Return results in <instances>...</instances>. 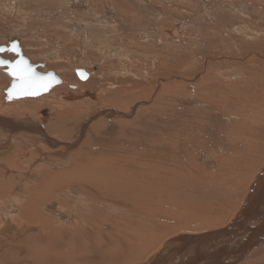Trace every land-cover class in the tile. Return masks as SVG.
Masks as SVG:
<instances>
[{"label": "rangeland", "instance_id": "374dc122", "mask_svg": "<svg viewBox=\"0 0 264 264\" xmlns=\"http://www.w3.org/2000/svg\"><path fill=\"white\" fill-rule=\"evenodd\" d=\"M9 36L20 40L22 52L32 64L44 65L38 67L39 72L51 70L62 81L45 95L6 102L4 91L11 79L0 69V126L6 120L11 124L15 122L18 128L31 123L38 124L50 139V144L34 142L33 136L23 135V131H20L21 134L16 133L11 144H8V154L3 142L0 143L4 151L3 158L13 159L20 153L17 155L19 158L9 165L0 163L8 170L6 178L10 179L2 183L11 187L9 195L0 197V209L4 205L10 206L9 202L13 200L16 203V199H24L23 194L13 195V187L27 183L23 179L29 174L51 171L53 175L65 174V179L62 176L61 181L49 182L52 184L49 188L54 191L39 201L38 207L46 219L55 218L60 225L75 229L77 238L86 243L89 242V224H92L89 222L95 220L104 225L93 223V230L101 228L100 231L104 233L131 222H138L141 228L142 224L150 223L162 228V224L149 216V212L152 214L155 211L149 207L151 203L154 205L155 201L162 198L168 201L163 219L172 224L167 236H158L157 244L151 249L179 235L197 238L206 231L207 226L216 230L239 215L240 206L250 193L248 186L256 182V175L264 163V155H261L264 148L253 150L257 152L254 157L256 161L238 156L231 180L226 181L227 184L216 182V174L222 175L219 163L221 160L226 163L225 152L217 146L212 136L202 134L208 124L193 125L189 122L199 123L195 121L193 110H202V106H199L196 98L204 96L206 92L213 94L219 80L234 82L245 75V78L248 77L246 83L264 84V0H0V45H8L6 41ZM2 57L14 59L10 53ZM248 60L251 64L246 62ZM76 69L84 70L88 78L81 81L75 74ZM244 84H236V90H241ZM233 95L234 105L238 107L241 104L236 103L237 95ZM234 96H231V101ZM262 104L264 94L258 102H252L250 111L254 109L256 112ZM154 106L157 108L156 113H162L157 115L161 119L156 122L155 114L152 119L146 115L152 123L156 122L153 127L149 125L146 128H152L153 133L164 131L170 135L174 132L168 141L166 136L159 143L164 141L161 142L164 146L171 141L172 150H169V145L166 147L167 151L174 152L173 158L181 155L185 163L190 162L188 167H184L187 173L184 171L179 175L175 185L163 184V189L159 185L160 194H156L155 190V195L151 196V184H157L155 178L149 179L151 184H143L146 179L138 183L139 178L127 179L122 175L128 183L122 182L118 176V182L113 184L108 172L97 165L100 162L96 164L95 161L72 168L82 179L72 180L69 167L79 164L81 157L77 151L82 147L89 148L91 132L99 131V135H102L104 130L109 131L113 127L115 133L119 124L130 123L141 111L150 113ZM69 109L76 113H67ZM42 110L47 112L45 121L40 113ZM190 110L192 113H189ZM165 111L168 112L166 117L163 114ZM60 112L71 124V135L66 140H61L55 131L45 130L47 120H55ZM251 114L248 112L245 122L243 114L240 116L241 121L236 120L231 113L237 126L235 142L248 144L249 137L254 135L257 123ZM163 119L164 122H160ZM99 123L104 125L101 129ZM142 124L145 125V122ZM82 125L85 127L83 133H86L83 137L79 136ZM112 136L116 139L115 134ZM69 145L75 150L69 162L67 158L64 163L60 157L63 147ZM99 148L91 146L90 149L97 151ZM114 154L119 157L111 153L103 161L109 158L115 160ZM85 156H89V153L85 152ZM194 169H197L195 172L203 178L202 181L209 183L203 184L201 181L191 184L190 176ZM87 170L89 174L93 173L90 184L89 176L79 174ZM42 184L40 175L33 182L29 181L30 186ZM121 185L126 188L134 186L135 193L123 194L119 190ZM169 192H174V196L183 202L181 212L176 213V204L169 205L170 199L163 195ZM98 194L102 198L100 202L89 200V196ZM52 201L57 203L55 208L50 203ZM145 205L148 211L137 208H144ZM14 210L5 211L4 215L8 218L0 221L14 225V229H33L29 231L36 234L37 226L33 223L39 217L29 221ZM138 215L143 218H138ZM209 219L217 223H207ZM202 227L205 228L203 232ZM8 230L2 229V232L9 233Z\"/></svg>", "mask_w": 264, "mask_h": 264}, {"label": "bare ground", "instance_id": "6f19581e", "mask_svg": "<svg viewBox=\"0 0 264 264\" xmlns=\"http://www.w3.org/2000/svg\"><path fill=\"white\" fill-rule=\"evenodd\" d=\"M2 55L0 56L2 57ZM246 62H249V60ZM37 72L39 71L37 70ZM39 73L44 74L45 72ZM247 78L248 77L245 78L244 75L234 82L227 79H224L223 81L219 80L214 88L213 94L206 92L204 96L201 95L200 98H196V101L200 104L199 106H202V110H199L198 108V110H193V114H196V118L194 117L195 121H199V123L191 122V120L189 123H194L193 125H199L202 123L208 124L209 126H205L207 128H204L205 130L202 131V134L212 136L214 139L213 141L216 142L217 146L225 152L223 155L226 158L224 161L226 163H223V160L219 163L218 167L219 170L222 171V175L221 173V176L218 175V173L216 174V182H224L227 184L226 181L231 180V176L236 170L235 162L238 156L250 157L249 159L253 160L257 155V152H254L253 150H262L264 148V105H259L256 112L254 109L250 111L252 102L254 100L258 102L259 99L263 98L264 84L260 83L259 85H255L252 82L246 83ZM240 83L245 84L241 90H236V84ZM232 93L237 95V99L235 100L236 103L241 104L238 107L234 105L235 96ZM45 94L46 93L42 95ZM231 96H234L232 101L230 100ZM207 103H209L210 106ZM156 110L157 108L154 106L149 111L150 113L141 111L130 123L119 124L117 126L118 131L115 133H113V127H111L109 131L104 130L102 135H99V131H96L95 133L91 132V134H89V148L82 147L77 151V154L81 157V160L78 161L79 164L73 165L75 167H69V169L71 168L72 170V180L74 182L82 180L72 168L81 167L89 162L95 161L96 164L97 162H100L97 165L103 167L108 172L110 178L113 180V184L117 183L119 178L122 182L127 184L128 181L123 176H126L127 179L139 178L138 183H142L143 180L146 179L143 184L150 183L149 179L155 178L154 180L157 182L156 186L150 183L152 188L150 193L151 196L155 195V190L156 194H160L159 185L160 189H163V184L168 186L170 183H173L175 185L177 177L184 173V171L187 173V169L184 167H188L190 162L187 161L185 163V159L179 154V156L176 155L177 157H175V159L173 158L175 155L174 152L173 155L171 153L172 151H167L168 145L170 146L169 150H172V145H170L171 141H169L170 143H167V145L166 143H163L164 146L161 144V142L164 141L159 143V140H164L166 136L168 141L170 135L174 132L167 135L164 131H158V133H156V131L153 133L152 128H146V126L149 127V125L153 127V124L161 119L159 118L161 112L159 113L157 111L156 113ZM153 111L154 113H151ZM71 112L72 109L67 111V113ZM248 112H251V115H254L253 117L256 118L257 127L254 130V135L249 137L248 144H244L245 142L242 143L240 141L235 142V131L237 126L234 124V118H231V113H233L236 120L238 119L241 121L243 120L240 116L243 114L245 117L244 121L246 122ZM40 113L45 121L47 112L42 110ZM67 113L65 114L67 115ZM72 113H76V111L73 110ZM189 113H192V110H190ZM154 114L157 118L155 117L156 122L153 121L152 123L151 119ZM163 114L166 117L168 112L165 111ZM146 115L151 116V119L147 118ZM143 116L145 117V120H143ZM184 116L181 118H184ZM237 116H239V118H237ZM189 117L191 118L192 116ZM65 118L66 117L60 112L55 120L48 119L45 130H47V132L55 131L56 134L59 133L58 137H61V140L68 139L71 135L69 134L71 133L69 128V125L71 124L70 120L67 122ZM181 118H178L179 121L182 120ZM164 119L160 122H164ZM250 120L253 121L252 119ZM149 121L150 123H148ZM143 122H145V125L142 124ZM100 124L102 123H99V125ZM103 126L100 125V129ZM163 126L167 128L165 124ZM84 128V125H82L79 129V136L83 137V135L86 134L83 133ZM0 130V132L3 131V133L0 134V143L3 142V148L7 154L10 151V149L6 151L8 149V144H11L16 133L21 134L20 131H23V135L33 136L31 138L34 142H50V139L42 131V128L34 123L18 128L15 122L14 124H11L10 121L6 120L4 125L0 126ZM199 131L201 133V130ZM208 133H212V135ZM113 134H115L116 139L113 138ZM148 143L150 144L148 145ZM117 145L119 147L113 148ZM91 146H100L101 148L98 149L99 151H92L90 149ZM260 146H262V148ZM130 147L135 148L129 149ZM73 148L74 147L70 145L68 147H63V152L60 157L62 162L66 163L67 158L69 162V157H71L75 150ZM173 148H175V146ZM1 149L2 147H0V163H3L1 165H9L11 162H14L15 158H19L17 155L20 153L17 154L16 157H13V159L9 157L3 158L2 154L4 151ZM85 152H88L89 156H85ZM111 153H116L119 157L114 154L116 157L115 160L109 158L108 161H103L108 159ZM261 155H264V153ZM43 160L45 161L46 159L43 158ZM254 161L256 160L254 159ZM71 162H73V160ZM262 164L261 170L259 169L258 175H256V182L254 181L255 183H251L250 186H248L250 193H248V196L245 198L243 205L240 206L239 215L232 219L229 224L216 230H212L210 229L211 226H207L206 231H204L205 228L202 227L201 231H204V233L197 238L179 235L175 239H172L173 241L167 240L160 243V247L158 245L155 249H151V247L157 244L156 238L158 236L161 237L162 234L167 236V230L172 224V222L163 219L168 205V201L165 200V198L155 201L156 203L154 205H152V202L151 206H149L150 208L155 209L154 212L152 210V214L149 212V216L153 221L162 224V228L160 226L155 227L150 222L149 225L142 224L141 228L137 225L138 222H131L130 224H125L121 227L119 226L118 229H115L112 232L104 233L100 231L101 228H98L99 230H93V223H99L100 226L104 225V223L95 220L89 222L92 224H89V242L86 243V241H80L79 238H77L74 231L75 229L68 228L62 224L60 225L55 218L50 220L46 219L42 215L41 209L38 207V202L45 199V196H49L51 191H54L53 188H49L50 185L52 186L49 182H57L62 176L63 179H65V174L62 175L59 173L53 175L54 173H51V171L29 174L30 177L28 176L26 179H23L24 181L27 180V183L24 182L22 183L23 185L19 184L16 188L13 187L15 190L12 189L13 195L16 193L23 194L22 198L25 200L16 199V203L13 200L12 202H9L10 206H2L0 209V219L5 220L8 218L4 215L5 211L15 209L14 212L28 218L29 221L39 217L38 221L33 223L36 224V229L38 231L34 234L33 231H29L33 229L27 230L21 227L14 229V225L3 224L4 222L0 221V264H264V163ZM1 165L0 197H6L10 194L11 187L2 182L6 180L8 182L10 179L6 178V176H8V170ZM196 170L197 169H194V172H191V184H197L199 182H203L204 184L205 180L202 181L203 178L199 176L198 172H195ZM149 173H151V176ZM79 174L81 176H89V184L92 183L91 178L93 173H90V175L87 170L85 173ZM38 175L42 177L43 184L40 186H30L29 181L33 182ZM68 179L69 176L66 178L67 182ZM208 183L209 182L205 184ZM182 184L184 183L182 182ZM89 187L93 188V186L90 185ZM139 187H137V189ZM134 189L135 187L132 185L129 188L121 185L119 190L123 194H133L135 193ZM163 195L170 199L169 205L176 204L177 207L174 208L176 213L181 212L180 207L183 206V202H180L179 198L174 196V192H169ZM91 199L95 202H100V200H102L101 195L99 194L96 196H89V200ZM50 203L54 204V208L57 205L55 201ZM137 208L148 211L146 205L144 208ZM206 210H210V208H206ZM213 214L215 217V213ZM137 217L140 219L143 218L141 215H138ZM211 221L217 223V221L212 219H209L207 223ZM2 229H10L8 230L10 232L4 233L2 232ZM183 230L185 231V227ZM86 234L84 233L83 235ZM93 234H95V236H93ZM156 249L159 251H157V256L155 257ZM161 249L162 251L160 252ZM103 255L106 256L103 257Z\"/></svg>", "mask_w": 264, "mask_h": 264}, {"label": "water", "instance_id": "95a60500", "mask_svg": "<svg viewBox=\"0 0 264 264\" xmlns=\"http://www.w3.org/2000/svg\"><path fill=\"white\" fill-rule=\"evenodd\" d=\"M6 42L8 44L7 46L0 45V55L4 53H10L15 56L12 61L10 59H5L0 56V62H4L0 63V68L11 79L8 88L4 91L6 95V102L21 98H36L44 93L49 92L53 87L61 84V80L55 75L53 71L48 70L44 74L37 72V68L44 67V65L42 63L32 64L30 62V60L23 54L22 48L19 45L20 40L17 37L9 36ZM14 66H16L17 68V76H13L10 74V70ZM21 73H23L26 78L23 85L21 79L19 78ZM75 74L81 81H84L88 78L87 73L81 69H76ZM13 85H16L17 87L13 91L12 96L10 98L9 90L13 89ZM23 88L37 89L39 94L17 95V93L22 91Z\"/></svg>", "mask_w": 264, "mask_h": 264}, {"label": "snow or ice", "instance_id": "6c2138e0", "mask_svg": "<svg viewBox=\"0 0 264 264\" xmlns=\"http://www.w3.org/2000/svg\"><path fill=\"white\" fill-rule=\"evenodd\" d=\"M0 63H4V62H0ZM19 63V62H18ZM10 74L13 76H17L18 72H17V68L16 66H14L11 70H10ZM22 81V85L25 82V75L23 73L20 74L19 77ZM30 79V78H29ZM16 85H13V89L9 90V97L11 98L13 91L16 89ZM46 87V86H45ZM39 94L37 89L34 88H23L22 91L18 92L17 95H37Z\"/></svg>", "mask_w": 264, "mask_h": 264}, {"label": "flooded vegetation", "instance_id": "af4514ba", "mask_svg": "<svg viewBox=\"0 0 264 264\" xmlns=\"http://www.w3.org/2000/svg\"><path fill=\"white\" fill-rule=\"evenodd\" d=\"M5 58H7V57H5Z\"/></svg>", "mask_w": 264, "mask_h": 264}]
</instances>
